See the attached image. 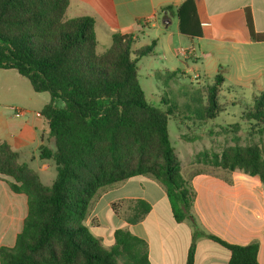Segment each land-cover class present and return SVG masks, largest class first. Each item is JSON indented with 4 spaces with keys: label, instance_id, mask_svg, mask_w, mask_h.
I'll return each mask as SVG.
<instances>
[{
    "label": "trees",
    "instance_id": "16d2710c",
    "mask_svg": "<svg viewBox=\"0 0 264 264\" xmlns=\"http://www.w3.org/2000/svg\"><path fill=\"white\" fill-rule=\"evenodd\" d=\"M69 5L70 0H0V69L16 71L36 93L50 95L41 111L50 131L39 157L56 167L55 180L45 185L19 162L17 151L0 144V175L28 199L24 227L13 247H0V264H152L148 242L129 228L116 229L114 244L105 247L85 221L100 189L137 176H150L165 188L177 222L195 220L197 194L182 173L168 132L173 110L150 103L139 81L138 63L154 55L157 40L136 48L135 34L117 33L110 48L99 53L94 18H68ZM176 15L179 32L202 36L194 0L179 6ZM247 25L253 40H264L255 32L251 12ZM223 82L220 73L202 88L197 118L213 120L226 110L220 103ZM244 111L264 127V92L255 94ZM211 158L220 169L258 177L264 184V153L258 146H234ZM125 203L127 216L120 211ZM110 206L132 226L152 210L143 199ZM206 236L230 252L228 264H260L257 242L237 245ZM196 240L197 234L186 264L195 262Z\"/></svg>",
    "mask_w": 264,
    "mask_h": 264
},
{
    "label": "crops",
    "instance_id": "0c3cea01",
    "mask_svg": "<svg viewBox=\"0 0 264 264\" xmlns=\"http://www.w3.org/2000/svg\"><path fill=\"white\" fill-rule=\"evenodd\" d=\"M186 1L70 0L66 15L70 19L94 18L97 49L100 46L102 53L110 48L114 34L133 33L139 41V35H144L147 29L163 27L167 41L175 36L180 49L172 44L167 48L176 57L182 55L192 60L209 84L222 73L224 84L254 87L255 94L264 92V40H253L247 25V13L251 12L255 32L264 34V0H194L202 29L200 37L179 32L176 10ZM168 7L171 9L162 13ZM173 26L175 31H171ZM186 72L176 70V74ZM195 77L200 79L201 75ZM28 83L31 85L14 70L0 69V144L7 142L18 152L19 162L28 164L42 179L33 164L46 161L40 159L39 148L46 145L50 127L46 118L37 113L50 103L51 97L36 93ZM18 109L24 112L19 113ZM182 173L191 180L197 194L192 207L195 220L177 222L165 188L150 176H137L104 190L94 206L90 205L85 223L92 226L93 234L102 239L105 247L114 244L116 229L129 228L148 242L152 264H186L196 234L194 264L229 262L230 252L207 234L237 245L257 242V260L264 264V184L261 180L226 170H202L186 175L183 164ZM9 181L12 180L0 175V204H4L0 207V247L15 245L28 214L27 196L13 192ZM115 191L120 194L110 197ZM129 199H143L152 207L144 220L133 226L115 215L110 206ZM105 210L111 214L108 225L101 218Z\"/></svg>",
    "mask_w": 264,
    "mask_h": 264
},
{
    "label": "rangeland",
    "instance_id": "374dc122",
    "mask_svg": "<svg viewBox=\"0 0 264 264\" xmlns=\"http://www.w3.org/2000/svg\"><path fill=\"white\" fill-rule=\"evenodd\" d=\"M175 30L176 27L173 26L171 31ZM166 33L163 27H157L147 29L144 35H139L136 48L151 45L153 40L158 41L154 55L144 57L138 63L139 81L150 103L165 110L167 108L173 110L168 132L182 160L186 175L202 170H223L212 164L211 157L214 154L220 155L224 150L234 146H258L264 153V127L247 119L246 111H244L245 105L252 102L255 88H238L236 84L226 82L223 98L220 100L226 110L213 120L197 118L195 114L199 112L198 107L202 103L201 90L204 87L208 88L210 84L192 60L184 59L182 55L176 57L172 54L167 48L168 44L180 49L176 46L179 44L175 36L167 41ZM98 52L102 53L100 46ZM167 70H170V73ZM176 70L187 72L171 74ZM196 75H201L200 79H197ZM28 86L31 85L28 83ZM45 96H48V93ZM232 102L235 105H232ZM33 166L40 172L45 185L53 183L56 178V167L53 161H37ZM112 187L111 185L100 189L91 206L93 207L103 195L104 190ZM115 194L120 192L115 191L110 197ZM0 205L3 208L4 204ZM120 211L125 216L130 214L129 204L125 203ZM106 213L107 210L102 212L101 218L108 225V215L111 216V214L109 211L108 214ZM86 225L89 231L94 233L92 226Z\"/></svg>",
    "mask_w": 264,
    "mask_h": 264
},
{
    "label": "built area",
    "instance_id": "2783aa9c",
    "mask_svg": "<svg viewBox=\"0 0 264 264\" xmlns=\"http://www.w3.org/2000/svg\"><path fill=\"white\" fill-rule=\"evenodd\" d=\"M18 112H19V113H23L24 110H19V109H18ZM37 115H38V116H41V113H37Z\"/></svg>",
    "mask_w": 264,
    "mask_h": 264
}]
</instances>
